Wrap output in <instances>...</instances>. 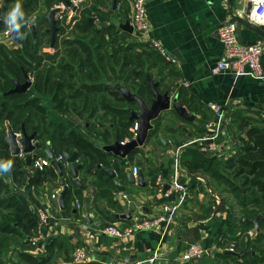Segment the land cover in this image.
I'll return each instance as SVG.
<instances>
[{
	"label": "crops",
	"instance_id": "crops-1",
	"mask_svg": "<svg viewBox=\"0 0 264 264\" xmlns=\"http://www.w3.org/2000/svg\"><path fill=\"white\" fill-rule=\"evenodd\" d=\"M27 1L0 0V19L6 20V14L17 2L22 6ZM36 1L35 9L26 24L28 27L33 24L37 29L38 17L46 16L58 3L49 8L47 0ZM85 1L89 7L95 6L99 14L97 19L107 22L106 26L115 24L123 29L125 32L121 35L125 41L150 42V39L155 38L161 43L172 60H167L154 48L165 60L161 57L162 62L159 61L156 65L148 63L147 69L152 73L150 83L154 88L153 100L156 99V90L161 94H168L172 99L176 97L195 116L188 119L175 111H162L158 118L150 121V128L135 151L126 158H120L112 152H107L104 145L113 144L115 141H129L140 135V130L134 129L137 117L143 109L139 100L141 97L137 93L126 88L124 84L117 83V88L126 101L129 104L138 101L139 106L137 108L135 104H130L127 107L133 125L124 130L119 128L118 122L109 118L89 117L87 113L83 117L76 112L66 115L57 109L54 114L49 108L51 118L61 121L69 131L78 132L99 147L104 158L111 162L112 166H106L101 160L93 163L89 155L77 148L69 152H78L77 162L83 161L80 170L81 185L75 181L70 208L66 202L64 208L60 203L61 176L57 181L50 179L38 187H29L32 196L24 192V189L21 190L22 193L19 192V196L32 213L36 214L39 209L46 208L51 213L49 222L43 226L38 225V231L32 237L35 245L33 252L39 257H51L54 264H113L115 260L124 257H148L159 247L161 253L157 264H238L232 257L234 253H228L227 247L222 244L226 238L231 239L234 236L233 231L231 232L234 218L232 203L221 207V198L226 195L216 190L210 177L202 169L196 168V165L206 156L218 157L223 164L237 153L238 136L246 137L248 129L253 126L264 129V79L235 76L229 72L213 74L211 69L224 53L223 44L219 39V25L228 19L238 22L237 17L243 20L249 18L250 14H247L246 9L251 6V1L148 0L149 27L140 37L124 26L128 22L131 23L132 0H117L116 8L113 7V0H82L80 4ZM78 8L67 7V22L73 21V18L79 15ZM252 8L253 6L251 12ZM32 17H35L33 21ZM257 25L264 32V23ZM0 27H4L0 28V41L10 48L17 47L19 44L11 37V32H6L7 24ZM238 33L244 43L264 38L262 33L242 21L238 22ZM18 38L20 39V34ZM44 50L54 53L57 48L51 46L45 47ZM262 62L264 65V57ZM183 80H187L190 85L184 86L181 83ZM152 102L143 101L149 108ZM211 103L221 105V111H215ZM220 114L221 130L214 140H199L181 149L180 181L187 187L189 195L165 237H162L160 229L138 230L122 237L105 233L103 229L106 226H126L137 218L152 216L160 210L162 202L166 200L158 191V176H162L166 184L169 183L173 176L177 148L185 142L207 135L206 123L218 121ZM48 146H51L50 141H47L45 151L39 155L47 157ZM196 151L203 154L200 159L194 155ZM26 157L27 154L25 158L18 157L23 160L27 172L23 186L29 184L32 173ZM116 162L122 167L121 172L114 165ZM63 163L66 167V182L69 184V178L74 177L65 155ZM134 166L143 174L144 185H140L138 181L134 184L130 182L128 172H134ZM102 167L115 169L121 184L127 189H118L114 179L103 171ZM0 172L7 178L9 185L18 187L13 180L11 167L7 172ZM97 182L101 183L100 187L96 186ZM59 188V194L53 197ZM77 200L81 202L80 207L76 206ZM128 211L131 216L122 217ZM194 242H201L213 253L209 256L180 260V255ZM51 243L56 244L54 250L48 247ZM79 245L88 250V258L81 262L73 258V251ZM239 262H242L241 258Z\"/></svg>",
	"mask_w": 264,
	"mask_h": 264
},
{
	"label": "trees",
	"instance_id": "trees-1",
	"mask_svg": "<svg viewBox=\"0 0 264 264\" xmlns=\"http://www.w3.org/2000/svg\"><path fill=\"white\" fill-rule=\"evenodd\" d=\"M62 1L47 0L49 8ZM35 3L36 0H28L22 4L25 19L19 33L23 37L20 38L21 44L10 48L0 41V90L11 87L4 85L3 81L12 77L23 78L25 71L35 76L34 89L30 92L0 93V160L11 162L13 180L18 185H9L0 172V264L55 263L51 257H39L33 252L32 237L38 231L39 219L37 213L27 208L19 192L24 189L32 196L29 187H38L50 179L57 181L60 177L58 168L51 164L42 170L32 169L29 184L23 186L27 172L23 160L11 155L4 140L6 123L9 122L16 131H21L24 125L28 133L36 132L39 153L45 151V145L50 141L55 155L77 148L89 155L93 163L101 160L106 166H112L99 147L50 117L46 99L66 115L76 112L84 117L87 113L89 117L109 118L118 122L122 130L128 129L133 121L129 119L127 107L135 104L138 108V101L129 104L117 83L124 84L143 101L151 103L154 88L150 83L152 73L147 69L148 63L162 62L160 52L155 51L150 42L125 41L121 35L125 32L123 29L115 24L100 26L93 21L92 17L99 18V14L94 5L88 6L87 1L79 4V15L71 22L66 20L68 9L58 14L60 31L53 46L57 51H46L44 48L51 47L52 43L46 16L38 17L37 38L26 24ZM41 93L46 98H41ZM236 140L237 153L223 164L218 157L206 156L196 168L210 177L216 190L227 194L221 198V207L232 203L231 232L234 236L226 238L222 244L227 247L233 243L235 251H244L241 257L232 254L238 264H264V129L253 126L248 129L246 137L240 135ZM194 155L200 159L203 154L196 151ZM114 165L119 172L123 170L117 162ZM63 171L66 177L64 163ZM75 184L70 177L65 197L68 208ZM96 186L100 187L101 183L97 182ZM258 217L259 230L254 222ZM251 229L255 231L254 236L248 233ZM55 246L51 243L48 247L54 250Z\"/></svg>",
	"mask_w": 264,
	"mask_h": 264
},
{
	"label": "built area",
	"instance_id": "built-area-1",
	"mask_svg": "<svg viewBox=\"0 0 264 264\" xmlns=\"http://www.w3.org/2000/svg\"><path fill=\"white\" fill-rule=\"evenodd\" d=\"M75 5H79L82 0H72ZM252 3V12L250 14V20L256 24L264 23V0H250ZM148 0H132L131 1V25L133 27V32L136 33L138 37L142 36L148 30L149 20H148ZM61 7V12L67 9V5L62 1L58 5ZM60 12V13H61ZM59 13V14H60ZM9 33V30L6 31ZM219 39L223 44L224 53L215 64L213 65L212 73L219 74L223 72H229L235 76H252L256 78L264 79V65L262 58L264 57V38L258 39L252 43H244L239 38L238 33V22L235 20L228 19L223 21L218 28ZM150 43L153 47L157 48L160 53L165 56L167 60H172L171 56L167 54L166 49L161 45V43L155 38L150 39ZM184 86H189L190 83L187 80L181 82ZM211 107L215 111L221 110V105L217 103H211ZM222 114L219 115V120L208 121L206 123L207 135L202 138L195 139L193 141H188L177 148L176 156L174 159V169L173 176L169 183L163 180L162 176H158L156 180V185L160 194L165 197V202H162L161 208L158 212L152 216H144L137 218L131 224L126 226L109 225L106 226L103 231L107 234L122 237L131 235L133 232L138 230H148V229H160L162 237H165L168 228L170 227L173 219L176 217L177 213L181 207L187 201L189 192L184 183L180 181V154L181 149L188 146L194 142L204 139L214 140L216 135L221 130ZM134 129H139V122L136 121L134 124ZM18 145L20 152L16 155L20 158H25L26 152H24L23 144L21 141V131H17ZM38 140L35 138L33 144H37ZM38 149L34 151V157L29 168L32 169H44L52 164V160L48 157H43L39 155ZM55 160L64 162V154L55 155ZM0 164H5L3 160H0ZM137 178L139 173V168L134 166L133 172ZM60 192V188L53 194V197H57ZM76 206L80 207L81 202L76 201ZM37 216L39 219V225L43 226L49 222L51 217L50 211L46 209H39L37 211ZM251 236L255 235L253 229L248 232ZM227 250H235L234 244L227 246ZM161 250L158 247L150 256L135 259L132 257H124L115 260L113 264H157L160 258ZM213 252L210 248L204 246L201 242H194L189 244L185 252L180 255V260H189L200 256H209ZM73 258L77 262L84 261L88 258L87 248L79 245L73 251Z\"/></svg>",
	"mask_w": 264,
	"mask_h": 264
},
{
	"label": "water",
	"instance_id": "water-1",
	"mask_svg": "<svg viewBox=\"0 0 264 264\" xmlns=\"http://www.w3.org/2000/svg\"><path fill=\"white\" fill-rule=\"evenodd\" d=\"M63 1L68 7H71L73 9H76L79 6V5H75L72 0H63ZM116 3H117V0H113L114 8H116ZM250 4L252 6V3ZM251 6L246 9L247 14H251ZM61 11H62L61 7L56 6V7H53L46 14V18L48 19V23H49V26L47 27V31L50 32L51 34L52 46L54 45L56 41V37L60 31V27L58 26L57 16ZM34 18L35 17H32L31 21H33ZM92 20L95 21L100 26L107 25V22L101 21L97 19V17H92ZM237 20L238 22L239 21L246 22V24H248L252 28H255L256 30H258L260 33L264 35V32L261 30V28L256 23L250 20V16L246 20H243L242 18L237 17ZM6 24H7L6 20L0 19V26L6 25ZM124 26L127 30L129 28V30L133 32V27L129 22L128 24ZM30 29L33 35L36 36L35 25L31 24ZM18 35L19 34L15 32H11V37L14 39V41L17 43H20L21 40L18 38ZM25 80L26 81L24 83H21L19 79H15L14 80L15 86L14 88L10 89L8 93H13V92H18V91L27 92L29 88L32 86L33 82L26 71H25ZM155 96H156V99L153 100L150 108L143 103V100L141 98H139V100L141 101V104L143 105L142 113L139 114L137 117L138 122H139L140 135L137 138H133L129 141H115L113 144L104 145V149L107 152H112L115 156L120 157V158H126L127 156L131 155L135 151L137 146H139L140 140L145 136V134L149 130L150 121L152 119L158 118L162 111L171 110V111H175L179 115L186 117L188 119L194 118L195 115L190 113L188 109L186 108V106H184L178 100V98L175 97L174 99H172L168 94H161L157 90L155 91ZM6 127H7V130H6V135L4 137V140L8 143L11 153L16 156L20 152V148L18 145L19 136L17 135V131L12 127V125L9 122L6 123ZM36 135H37L36 132L28 133L25 126L22 125L21 141L23 144L24 152L27 153L26 162L28 166H30L32 163V160L34 157V151H36L39 148L38 143L33 144V140L35 139ZM46 154H47V157L52 160V164H54L58 168L59 175L61 176V180L59 184L62 187V190L60 192L59 199H60L61 206L64 208L65 207V196L69 190V184L66 182V177L63 171V163L55 160V154L51 146H48L46 148ZM64 155H65L66 161L70 162L72 175L75 181L79 185H81L80 170L83 166V161L77 162L79 158V153L75 151L72 154H70L69 152L65 151ZM102 170L107 172L114 179V182L118 189L123 190V191L127 189L125 185L121 184L119 178L117 177V173L115 169L108 168V167H102ZM128 176L132 184H134L136 181H138L140 185L145 184L144 176L141 172L138 173L137 180H136L135 174H133V172L131 171L128 172ZM130 216L131 214L129 211L122 215V217H128V218ZM258 219L259 217L254 220L257 230H259ZM227 252L234 253L236 255L243 254V252L241 254V253L235 252L234 250H227Z\"/></svg>",
	"mask_w": 264,
	"mask_h": 264
},
{
	"label": "clouds",
	"instance_id": "clouds-1",
	"mask_svg": "<svg viewBox=\"0 0 264 264\" xmlns=\"http://www.w3.org/2000/svg\"><path fill=\"white\" fill-rule=\"evenodd\" d=\"M6 23L8 26V30L10 32H15L19 34L20 28L22 26V22H24V12L22 10V6L19 2H17L11 10L6 14ZM22 39L23 37L20 36ZM11 167V162L0 164V171L7 172Z\"/></svg>",
	"mask_w": 264,
	"mask_h": 264
},
{
	"label": "flooded vegetation",
	"instance_id": "flooded-vegetation-1",
	"mask_svg": "<svg viewBox=\"0 0 264 264\" xmlns=\"http://www.w3.org/2000/svg\"><path fill=\"white\" fill-rule=\"evenodd\" d=\"M30 31H31V29H29ZM32 32V31H31ZM50 33V32H49ZM33 34V33H32ZM36 36H37V31H36ZM36 36H34L33 35V37H36ZM50 36H51V34H50ZM37 38V37H36ZM52 38V37H51ZM19 45L21 44V42L20 43H18ZM55 44V43H54ZM18 45V46H19ZM51 46H52V43H51ZM54 46V45H53ZM52 46V47H53ZM28 73V75L30 76V78H31V80H32V86L29 88V90L27 91V92H30L31 90H33L34 89V84H35V76L34 75H32V73L31 72H27ZM12 79V86L10 87V88H8L7 89V91H6V93L10 90V89H12V88H14V86H15V83H14V80L15 79H19V81L21 82V83H24L26 80H25V73H24V77L22 78V77H19V78H15V77H12L11 78ZM26 91H18V92H13V93H25ZM9 94H11V93H9ZM33 96V95H32Z\"/></svg>",
	"mask_w": 264,
	"mask_h": 264
},
{
	"label": "rangeland",
	"instance_id": "rangeland-1",
	"mask_svg": "<svg viewBox=\"0 0 264 264\" xmlns=\"http://www.w3.org/2000/svg\"><path fill=\"white\" fill-rule=\"evenodd\" d=\"M29 28H30V25H29ZM0 82H1V80H0ZM3 83H4V85H11V86H12V79H11V80H8V81H3ZM0 89H1V88H0ZM6 91H7V90H6ZM6 91H4V90H3V91L0 90V93H5ZM41 98H46V97H44V95H42V93H41ZM46 102H47L49 108L51 109V112L55 114V112H56V108H55L54 104H53L50 100H47V99H46ZM223 195H227V194L224 193ZM34 235H35V234H34ZM34 235H33V236H34Z\"/></svg>",
	"mask_w": 264,
	"mask_h": 264
}]
</instances>
